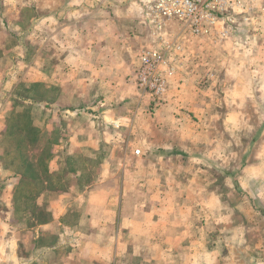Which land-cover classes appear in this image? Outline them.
<instances>
[{"label": "crops", "instance_id": "obj_1", "mask_svg": "<svg viewBox=\"0 0 264 264\" xmlns=\"http://www.w3.org/2000/svg\"><path fill=\"white\" fill-rule=\"evenodd\" d=\"M142 3L0 0V63L11 67L14 57L6 53L19 44L27 50L24 38L32 35L38 55L35 65L23 62L29 69L18 78L6 80L0 72V95L6 84L36 85L37 132L64 133L53 142L58 150L46 164V177L63 172L71 178L64 189L40 178L36 191H24L33 202L16 207L22 215L15 222L18 234L11 231L12 214L2 219L9 206L0 205V264H173V208L161 198L172 191L159 186L155 171L147 176L139 169L184 147L187 116L195 108L188 93L195 88L189 80L179 83L176 62L167 104L149 114L148 96L135 81L140 53L155 47ZM47 112L49 120L43 118ZM73 159L81 165L69 168ZM6 193L11 196L12 188ZM184 259L205 264L203 254L193 263L189 253Z\"/></svg>", "mask_w": 264, "mask_h": 264}, {"label": "rangeland", "instance_id": "obj_2", "mask_svg": "<svg viewBox=\"0 0 264 264\" xmlns=\"http://www.w3.org/2000/svg\"><path fill=\"white\" fill-rule=\"evenodd\" d=\"M228 16L217 32L207 35L181 33L176 23L169 24L165 33L167 40L180 42L183 51L165 53L161 72L173 71L177 62L179 83L189 80L195 88L192 95L188 93L195 108L187 116L190 133L184 147L169 159H150L139 170L147 176L155 171L159 186L172 191L161 198L173 208V264H185L186 253L192 263L203 254L205 264H264V0H244ZM35 36L24 38L27 50L19 44L15 52L6 53L14 57V64L0 63L1 78L20 77L29 69L24 65L27 61L35 65ZM151 39L154 48L161 49ZM167 83L168 92V78ZM18 85L11 89L6 84L3 99L0 95V205L9 206L7 213L3 211L6 216L1 215L7 219L12 214L11 231L16 234L20 228L15 222L22 216L16 207L27 202L24 191L34 187L24 176L45 179L52 189H64L71 182L66 173L46 177L42 171L41 163H49L58 150L53 142L64 133L41 134L33 141L34 133L22 130L25 124L36 130V108L41 103L36 85ZM167 92L155 106L142 91L148 96L150 115L167 104ZM45 101L48 107L50 101L47 97ZM48 115L41 114V119L49 120ZM136 151L133 147V155L139 156ZM67 164L69 168L81 165L74 164V159ZM127 168L133 172L132 166ZM10 188L13 197L7 196ZM41 219H47L46 211Z\"/></svg>", "mask_w": 264, "mask_h": 264}, {"label": "built area", "instance_id": "obj_3", "mask_svg": "<svg viewBox=\"0 0 264 264\" xmlns=\"http://www.w3.org/2000/svg\"><path fill=\"white\" fill-rule=\"evenodd\" d=\"M243 1L143 0V21L149 27L150 35L155 38V42L161 49L152 48L140 53L136 85L152 97L155 106L160 104L166 94L167 78L173 74L172 70L161 72L164 54L183 51L180 42L169 41L165 38L169 24L176 23L180 25L181 33L194 36L217 32L218 25L224 20H229L230 11L241 7Z\"/></svg>", "mask_w": 264, "mask_h": 264}, {"label": "trees", "instance_id": "obj_4", "mask_svg": "<svg viewBox=\"0 0 264 264\" xmlns=\"http://www.w3.org/2000/svg\"><path fill=\"white\" fill-rule=\"evenodd\" d=\"M22 115V113L18 114V116ZM25 116V115H24ZM29 125L28 124H25L23 125V128L22 130L29 133V132H33L34 134H32V139L33 141L37 140L40 138V134L37 132V130L31 128V127H28ZM36 131V132H34ZM41 168H42V171L44 172V174L47 172V169H46V164L44 162L41 163ZM14 176H18L17 173H14L13 174ZM38 180H40V178H29L27 176H24V181H27V182H34V187H32V189L34 191H36L40 185L42 184L41 180L38 182Z\"/></svg>", "mask_w": 264, "mask_h": 264}]
</instances>
